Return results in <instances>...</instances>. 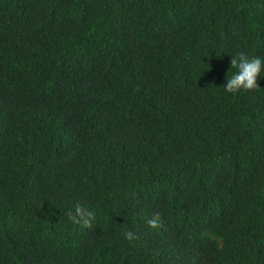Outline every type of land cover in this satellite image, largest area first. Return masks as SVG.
<instances>
[{
    "label": "trees",
    "instance_id": "obj_1",
    "mask_svg": "<svg viewBox=\"0 0 264 264\" xmlns=\"http://www.w3.org/2000/svg\"><path fill=\"white\" fill-rule=\"evenodd\" d=\"M240 51L264 59V0H0V264H264Z\"/></svg>",
    "mask_w": 264,
    "mask_h": 264
},
{
    "label": "clouds",
    "instance_id": "obj_2",
    "mask_svg": "<svg viewBox=\"0 0 264 264\" xmlns=\"http://www.w3.org/2000/svg\"><path fill=\"white\" fill-rule=\"evenodd\" d=\"M231 67L238 69L237 73L228 78L224 85L225 91L229 93H237L241 89L245 91L257 90L260 88L257 83L258 77L264 72V59L259 56L249 57L245 52H237L232 60ZM68 219L76 225H81L86 228H91L96 215L94 211L88 207L77 203L74 208L66 213ZM149 227L158 228L161 226L159 214L147 220ZM127 239H138L131 231L125 233Z\"/></svg>",
    "mask_w": 264,
    "mask_h": 264
}]
</instances>
